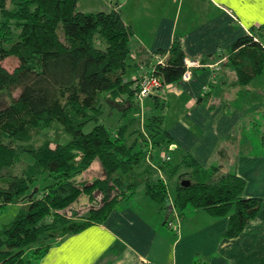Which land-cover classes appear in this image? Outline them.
I'll list each match as a JSON object with an SVG mask.
<instances>
[{"label":"trees","instance_id":"1","mask_svg":"<svg viewBox=\"0 0 264 264\" xmlns=\"http://www.w3.org/2000/svg\"><path fill=\"white\" fill-rule=\"evenodd\" d=\"M78 4L0 0V92L11 100L0 108V209L27 206L0 232V264H35L53 241L106 222L142 185L159 211L174 207L182 216L191 206L229 217L225 236L239 235L262 209L260 198L244 196L246 181L221 173L220 166L208 169L191 154L173 161L176 142L165 127L167 105L159 91L182 83V41L157 54L139 49L134 60L141 73L130 79L132 25L118 8L85 13ZM163 54L165 61L155 58ZM10 57L19 62L12 72L2 64ZM227 63L237 73L236 85H249L264 70V31L239 38ZM151 77L161 87L142 99V82ZM54 125L70 141L30 146ZM25 154L32 162L23 163ZM95 168L96 176H89ZM83 198L92 204L85 218L68 215Z\"/></svg>","mask_w":264,"mask_h":264},{"label":"crops","instance_id":"2","mask_svg":"<svg viewBox=\"0 0 264 264\" xmlns=\"http://www.w3.org/2000/svg\"><path fill=\"white\" fill-rule=\"evenodd\" d=\"M114 2L111 9H120L135 30L134 78L141 73L134 60L139 49L157 54L175 39L182 41L187 59L200 64L191 80L159 91L166 112L172 103L178 108L165 126L175 138L174 157L191 154L205 167L216 161L221 173L246 181L244 196L260 198L262 209L239 235L226 237L229 217L191 206L182 216L170 208L177 220L164 223L171 230L158 229L134 195L119 202L106 222L53 241L35 264H264V70L249 85L238 86L236 71L227 65L239 38L264 31V0ZM167 57L155 55L161 61ZM144 104L153 105L150 99Z\"/></svg>","mask_w":264,"mask_h":264},{"label":"rangeland","instance_id":"3","mask_svg":"<svg viewBox=\"0 0 264 264\" xmlns=\"http://www.w3.org/2000/svg\"><path fill=\"white\" fill-rule=\"evenodd\" d=\"M110 1H115L114 3H116L117 0H79V4H78V8L80 11L85 12V13H95V12H99V11H110L111 10V3ZM119 2L121 0H118ZM59 34L61 37H64V32H63V28L60 27L59 28ZM131 49H135L136 48V41L134 40V37L131 41ZM130 59V58H129ZM3 66L10 72L14 71V69L19 65V62L16 58L14 57H10L5 59L2 62ZM134 69L133 67H129L127 70V77L128 78H134L133 74H134ZM18 91H15L13 93L14 96L18 95ZM163 97V96H162ZM172 97V96H171ZM145 97H143L142 99H144ZM169 100H171L170 96H169ZM11 102L10 98L8 97L7 94L0 92V108L4 107L6 105H8ZM148 103V102H147ZM146 103V104H147ZM177 104L172 103L171 107L167 109V120L165 122V126L167 127L168 125H170V122L173 121L172 118L174 117L175 114H179L177 111ZM144 110V109H143ZM115 120L117 118L116 115H114L113 117ZM114 120V121H115ZM93 125L90 126V128H92ZM90 128L88 129V131L90 130ZM70 136L67 135L63 129L61 128V126L59 125H54L46 130H44L37 139H35L32 142V145H30L31 147H39L42 144H44L46 141H51L52 143H67L68 141H70ZM6 142H8V140H5ZM22 161L23 163H30L32 162V158L25 154L22 156ZM173 161L176 162L178 161L177 157H173ZM217 162L214 161L213 165L216 166ZM205 167V166H204ZM212 167H210V165L208 166V169H211ZM99 168H95L93 171H91L89 175L91 177H94L96 175H93V173L98 172ZM93 172V173H92ZM176 181H172L169 183V193H170V201H172L176 195ZM146 189L145 186H139L135 197L132 200H138L137 202H139L140 207L143 211V214L146 216L147 220L150 222V224L156 225L158 227V229L161 228H165L168 230H171L169 228V225L164 224L166 221L169 223L171 220H177L175 218V214H171L170 210L166 211H158L157 208L156 210L151 206V202H153V204H157L156 202L154 203V201H151L150 197L147 196L146 194ZM128 202V201H126ZM158 205V204H157ZM90 207H92L91 202H89L88 198H83L81 200L80 203H76L75 205L72 206L71 209H69L68 211V215L70 216H75L77 215L78 220L81 219V217L83 216L85 218L87 211L90 209ZM191 209V207H190ZM27 210V206L26 204H10L4 208L0 209V232L6 228L9 227L12 222L21 214V213H25ZM189 210V209H188ZM169 216V217H168ZM168 217V219H167ZM175 230H172L171 232H173ZM27 259L31 260L34 262L33 259V255H32V251L27 252ZM36 263V260H35Z\"/></svg>","mask_w":264,"mask_h":264},{"label":"built area","instance_id":"4","mask_svg":"<svg viewBox=\"0 0 264 264\" xmlns=\"http://www.w3.org/2000/svg\"><path fill=\"white\" fill-rule=\"evenodd\" d=\"M186 71L183 74L182 82H187L191 80L193 76V69L200 66L199 62L186 59ZM161 87V82L156 77L147 78L142 82V87L140 91L141 97H148L154 93L156 89ZM171 224V223H170ZM145 264H150L146 262Z\"/></svg>","mask_w":264,"mask_h":264},{"label":"water","instance_id":"5","mask_svg":"<svg viewBox=\"0 0 264 264\" xmlns=\"http://www.w3.org/2000/svg\"><path fill=\"white\" fill-rule=\"evenodd\" d=\"M182 184H183V185H188V184H189V182H187V181H184V182H182Z\"/></svg>","mask_w":264,"mask_h":264}]
</instances>
